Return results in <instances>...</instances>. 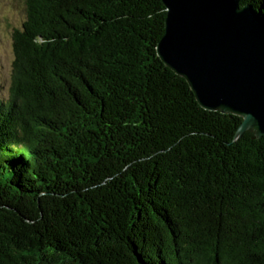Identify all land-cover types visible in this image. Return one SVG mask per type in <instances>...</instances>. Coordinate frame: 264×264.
Here are the masks:
<instances>
[{
	"label": "trees",
	"instance_id": "16d2710c",
	"mask_svg": "<svg viewBox=\"0 0 264 264\" xmlns=\"http://www.w3.org/2000/svg\"><path fill=\"white\" fill-rule=\"evenodd\" d=\"M25 7L0 97V264H264V135L235 139L242 118L162 62V0Z\"/></svg>",
	"mask_w": 264,
	"mask_h": 264
},
{
	"label": "water",
	"instance_id": "95a60500",
	"mask_svg": "<svg viewBox=\"0 0 264 264\" xmlns=\"http://www.w3.org/2000/svg\"><path fill=\"white\" fill-rule=\"evenodd\" d=\"M156 50L199 105L242 118L235 139L264 135V13L245 0H162Z\"/></svg>",
	"mask_w": 264,
	"mask_h": 264
},
{
	"label": "rangeland",
	"instance_id": "374dc122",
	"mask_svg": "<svg viewBox=\"0 0 264 264\" xmlns=\"http://www.w3.org/2000/svg\"><path fill=\"white\" fill-rule=\"evenodd\" d=\"M26 17L25 0H0V97L8 94L13 53V35Z\"/></svg>",
	"mask_w": 264,
	"mask_h": 264
}]
</instances>
